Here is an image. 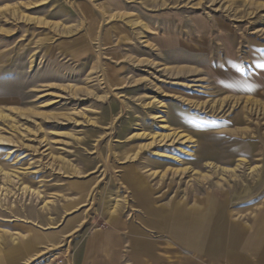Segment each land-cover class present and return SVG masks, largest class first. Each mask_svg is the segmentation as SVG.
Listing matches in <instances>:
<instances>
[{
    "label": "rangeland",
    "instance_id": "1",
    "mask_svg": "<svg viewBox=\"0 0 264 264\" xmlns=\"http://www.w3.org/2000/svg\"><path fill=\"white\" fill-rule=\"evenodd\" d=\"M170 2L174 33L157 6L73 44L67 0H0V260L76 264L118 226L120 264L135 234L169 264H264V0Z\"/></svg>",
    "mask_w": 264,
    "mask_h": 264
},
{
    "label": "crops",
    "instance_id": "2",
    "mask_svg": "<svg viewBox=\"0 0 264 264\" xmlns=\"http://www.w3.org/2000/svg\"><path fill=\"white\" fill-rule=\"evenodd\" d=\"M170 2V0H67L66 5L68 6V25H69V33L72 34L73 31H75L77 35L78 28L73 26L75 22L73 23L72 18L74 16H78L81 25H84V28H81L80 30V36L77 35L76 38H71V41L73 44H75L78 39H92L93 37L96 38L98 36L97 33L101 34V38H107L110 36H117V37H130L135 36L138 33L134 32L133 24L139 23L143 25V22L148 24H151V21L153 19H156V8L159 6L161 10H163L160 17H169L170 20L163 26V33L168 35L172 32V17L168 14H165L163 6L166 5V3ZM77 4V5H76ZM79 8L77 13L75 9ZM105 22H110L109 26L106 27ZM136 22V23H134ZM89 25L92 26L91 29H89ZM141 25V26H142ZM135 26V25H134ZM137 29L135 28V31ZM118 31V33L114 34L109 32ZM142 34V33H141ZM88 49H90L88 47ZM86 50L89 51V50ZM210 200L217 203V199L214 197H209ZM184 214V213H183ZM197 217V216H195ZM179 219H182V225L186 228L187 227V217L182 215ZM189 225V224H188ZM224 224L221 223V226ZM120 226V225H119ZM121 227V226H120ZM182 228V226H181ZM132 230H135L136 232H139L138 228L134 226L131 228ZM115 230V231H114ZM114 230H112V233H102L99 234L96 240H90L86 244V250L85 255L82 257L76 258L75 261H79L76 264H120V254H121V238L119 235L120 229L118 226L114 227ZM186 230L190 233V228H186ZM183 231V228L181 229ZM215 234H223L222 230H220L218 233H212V235ZM132 235V234H131ZM53 237L50 235V238ZM191 238V236H189ZM188 237V238H189ZM192 239V238H191ZM53 240V239H51ZM131 252H129V256H131L132 264H169L170 262L166 259L164 261H158L157 253L154 250H150V243L149 238L145 236H140L139 234H135V236L131 237ZM189 241V240H187ZM31 242L26 241V246L22 248L18 247L17 245H13V247L8 246L4 247L3 253L4 258L0 260V264H16L19 260H22V264H31V258L33 257L31 253V250H35L37 252L38 246L30 247ZM255 243V242H254ZM253 242L251 241L249 243V247L252 248ZM146 245V246H145ZM94 246V248H93ZM98 247V249H96ZM247 247V246H245ZM36 248V249H35ZM103 251V256L96 257L95 255H92V250H95L94 252L97 253L99 250ZM14 254L13 256L10 255ZM193 256V255H192ZM236 253L233 252V255H228V261L225 264H253L252 262L243 263L241 260L240 262H237L235 260ZM240 256V255H239ZM197 258V257H196ZM241 258V257H240ZM231 259H234V261L231 262ZM198 260V258H197ZM52 260L48 261L45 259H42L41 264H52ZM67 261V258H66ZM185 264H199L198 261H196L193 258H185L184 260ZM261 262H264V258ZM214 264V263H213ZM262 264V263H261Z\"/></svg>",
    "mask_w": 264,
    "mask_h": 264
},
{
    "label": "built area",
    "instance_id": "3",
    "mask_svg": "<svg viewBox=\"0 0 264 264\" xmlns=\"http://www.w3.org/2000/svg\"><path fill=\"white\" fill-rule=\"evenodd\" d=\"M59 263H61V260H58Z\"/></svg>",
    "mask_w": 264,
    "mask_h": 264
}]
</instances>
